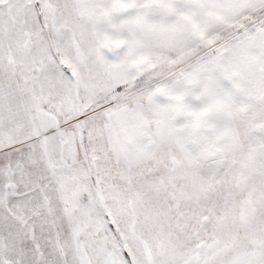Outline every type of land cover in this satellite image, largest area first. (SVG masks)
Instances as JSON below:
<instances>
[{"label": "snow or ice", "instance_id": "obj_1", "mask_svg": "<svg viewBox=\"0 0 264 264\" xmlns=\"http://www.w3.org/2000/svg\"><path fill=\"white\" fill-rule=\"evenodd\" d=\"M0 264H264V0H0Z\"/></svg>", "mask_w": 264, "mask_h": 264}]
</instances>
